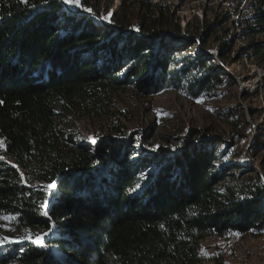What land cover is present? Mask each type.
Segmentation results:
<instances>
[{
  "label": "trees",
  "instance_id": "16d2710c",
  "mask_svg": "<svg viewBox=\"0 0 264 264\" xmlns=\"http://www.w3.org/2000/svg\"><path fill=\"white\" fill-rule=\"evenodd\" d=\"M101 2L72 14L60 0H0V264H206L205 239L262 236L264 182L225 161L233 145L191 132L154 151L127 138L115 103L128 90L216 98L232 78L210 53L225 65L235 40L171 32L150 0H119L126 13L109 18ZM252 2L243 36L262 38L248 58L264 64V0ZM76 114L109 119L116 136L79 142L59 121Z\"/></svg>",
  "mask_w": 264,
  "mask_h": 264
},
{
  "label": "rangeland",
  "instance_id": "374dc122",
  "mask_svg": "<svg viewBox=\"0 0 264 264\" xmlns=\"http://www.w3.org/2000/svg\"><path fill=\"white\" fill-rule=\"evenodd\" d=\"M150 1L166 9L165 15L173 24L171 32L175 33L180 28L181 35H185L189 28L194 35H202L207 27H214L219 31L218 35H226V40L234 39L235 46L225 65L214 58L232 80H228L218 96L211 100L190 99L172 89L147 98L130 90L117 93L115 103L125 114L121 117L126 123L127 138L144 140L147 137L154 151L167 149L174 152L189 140L191 132L207 134L209 131L233 145L224 159L229 164L243 167L236 171L237 175L245 173L244 167L249 165L246 152L264 173V64L259 59L248 58L250 46L262 41V38L243 36L244 31L254 27L251 21L254 12L250 9L253 0ZM119 8V0L101 2L102 11L108 10L106 18L115 12L126 13ZM130 22L135 26L133 17ZM216 48L217 44L209 41L208 50L215 51ZM210 54L212 57L218 55ZM59 121L81 143L95 145L104 137L116 136L107 118L76 114ZM229 134H236L237 137L230 140L227 138ZM256 173L251 174L252 177L259 176ZM201 253L207 260L206 264H264V234L246 240L237 234L226 238L209 237L203 241Z\"/></svg>",
  "mask_w": 264,
  "mask_h": 264
},
{
  "label": "water",
  "instance_id": "95a60500",
  "mask_svg": "<svg viewBox=\"0 0 264 264\" xmlns=\"http://www.w3.org/2000/svg\"><path fill=\"white\" fill-rule=\"evenodd\" d=\"M61 1V3H62V5L70 12V13H72V14H79V13H81L80 11H76V10H74V9H72L68 4H66V3H64V0H60ZM86 14H89V15H92V16H94L102 25H104V26H111V27H113V28H117V27H114V26H112V25H108L107 23H106V21L102 18V17H99V16H97L96 14H94V13H89V12H86ZM125 35H127L126 33H125V31L124 30H121ZM213 57L220 63V59H219V56L218 55H213ZM224 70H225V68L222 66V65H220ZM253 140H254V138L253 139H251V143H250V145H249V147L251 146V144H252V142H253ZM247 151H249V149L247 150ZM249 152H246V155L248 156V163H249V165H250V167L254 170V171H256V172H258V174H259V176L261 177V179L264 181V173L262 172V170H260L258 167H256L255 165H254V163L252 162V160L250 159V157H249Z\"/></svg>",
  "mask_w": 264,
  "mask_h": 264
},
{
  "label": "snow or ice",
  "instance_id": "6c2138e0",
  "mask_svg": "<svg viewBox=\"0 0 264 264\" xmlns=\"http://www.w3.org/2000/svg\"><path fill=\"white\" fill-rule=\"evenodd\" d=\"M24 2H26V0H24ZM64 3H66V4H70V5H74V6H76V7H82V5H81V3H80V0H64ZM84 11H86V12H89V13H91V11H92V9H90V8H85L84 9ZM95 141H93V143H94ZM49 187H53V185H49ZM46 214V213H45ZM237 235H239V234H237ZM33 243H35V244H37V245H39V246H41V247H43L44 245H43V240H42V237H36L35 239H33V241H32Z\"/></svg>",
  "mask_w": 264,
  "mask_h": 264
}]
</instances>
